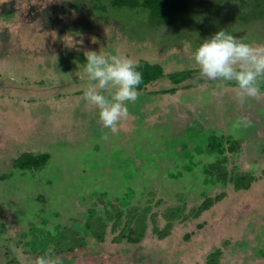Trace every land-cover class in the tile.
<instances>
[{"label":"rangeland","instance_id":"374dc122","mask_svg":"<svg viewBox=\"0 0 264 264\" xmlns=\"http://www.w3.org/2000/svg\"><path fill=\"white\" fill-rule=\"evenodd\" d=\"M256 2L194 0L171 24L153 26L145 11L110 0H0V264H30L49 250L63 252L62 264H205L217 250L219 264H264V97L241 106L233 83L201 79L193 59L221 29L264 43V17L241 19ZM100 50L163 69L127 102L114 133L82 99L84 52ZM181 72L190 75L172 85L168 75ZM240 117L251 127L234 128ZM210 134L237 148L225 152L226 168L250 173L249 189L209 176L220 159L207 151ZM24 153L47 160L38 171L15 168ZM177 208L158 237L154 225L165 228L163 214ZM88 218L105 223L102 242L86 230ZM144 218L140 242L121 237L125 223ZM78 227L85 246L66 252Z\"/></svg>","mask_w":264,"mask_h":264},{"label":"clouds","instance_id":"9594fccd","mask_svg":"<svg viewBox=\"0 0 264 264\" xmlns=\"http://www.w3.org/2000/svg\"><path fill=\"white\" fill-rule=\"evenodd\" d=\"M37 21L33 27H38ZM82 66L89 80L82 99L99 110V121L111 132L129 117L127 102L138 99V86L143 75L139 65L126 55L106 56L101 50L84 52ZM201 79L225 81L234 84L236 98L241 106L247 99L264 97L259 82L264 80V43L251 44L221 29L202 40L193 53ZM108 94L105 95L104 93ZM247 117L238 118L234 128L251 127ZM30 264H62L61 257L52 250L36 256Z\"/></svg>","mask_w":264,"mask_h":264},{"label":"trees","instance_id":"16d2710c","mask_svg":"<svg viewBox=\"0 0 264 264\" xmlns=\"http://www.w3.org/2000/svg\"><path fill=\"white\" fill-rule=\"evenodd\" d=\"M206 1V0H200ZM217 2L221 0H215ZM226 1V0H222ZM194 0H110V6L113 8H123L129 7L132 9H141L146 12L148 22L153 26H163L169 25L172 23L174 15L177 13L187 12ZM247 15V14H246ZM247 17V18H243ZM241 19L243 21L249 20L251 18H261L264 17V0H257L256 4L252 8V12H249L247 16H243ZM236 18V16H235ZM139 65L138 71L143 75L142 83L138 86L137 91H144V88L148 85L155 84L163 76V69L159 64H150L145 60H140L137 62ZM190 73H173L168 75V78L172 85H179L184 81ZM174 88L163 90L162 94H172L174 93ZM207 140V151L216 153L219 155V160L210 165L211 170L209 171V176H215V184L219 186H224L226 183L232 184L235 191L247 190L250 188L251 183L254 181V177L250 173H240V174H230L226 168V157L224 156L225 152L234 153L237 151V148L230 146V142H223L222 138L217 137L216 135H208ZM264 154V149L261 151ZM47 160V155H41L39 157H34L30 153H24L20 157L13 160V165L15 168L21 170H33L38 171L42 168ZM213 170V172H212ZM214 173V175H213ZM223 197V194L217 196L215 199L207 198L202 204L201 207L194 213L195 216H198L201 212L209 210L211 206L219 201ZM171 213L163 214V217L169 221L168 225L159 230L157 226L154 225V232L158 234V237L164 238L169 233L170 222L176 218H179V208L177 211L174 209L170 211ZM146 217V216H145ZM120 217L116 219L112 228H116L120 225ZM133 219V218H132ZM145 218L141 221H135V225L130 226L132 221L125 223V227L121 233V237H124L127 233V238L129 243H138L142 240L145 230ZM86 230L89 232L91 237L96 241L102 242L104 239L106 225L102 221L100 223L91 222L88 218L85 222ZM75 233L70 235L69 241L73 244L67 246L68 249L66 252H72L75 249L82 248L85 246L84 239L82 238V233L80 227L75 228ZM121 239V238H120ZM119 240V238L117 239ZM67 240V242H69ZM57 255H61L63 252L53 251ZM65 252V251H64ZM221 256L220 251H215L208 256L205 264H219V258ZM11 264H19L18 262H12Z\"/></svg>","mask_w":264,"mask_h":264}]
</instances>
